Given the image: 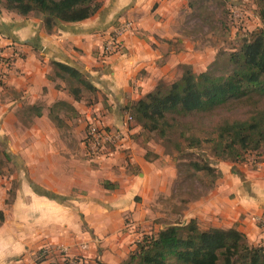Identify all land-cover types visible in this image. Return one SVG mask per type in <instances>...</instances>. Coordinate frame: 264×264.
Wrapping results in <instances>:
<instances>
[{
    "label": "crops",
    "instance_id": "0c3cea01",
    "mask_svg": "<svg viewBox=\"0 0 264 264\" xmlns=\"http://www.w3.org/2000/svg\"><path fill=\"white\" fill-rule=\"evenodd\" d=\"M98 1L102 5L90 17L57 21L51 31L45 29L41 15L22 16L0 7V44L6 47L5 62L0 63V144L10 160L18 164L23 160L29 168L11 202L7 182L0 178V264H18L26 247L43 243L82 251L87 247L84 228L99 236L117 232L121 224L113 223V215L137 210L133 197L143 190L151 197L155 181L163 175L167 179L165 167L145 160L146 143L135 138L140 127L130 128L123 114L125 105L151 91L157 80L168 82L179 74L181 65L192 64L194 69L205 60L183 41L180 10L185 1ZM124 18L133 21V30L121 37L118 50L104 53L109 31ZM173 41L180 46L174 47ZM54 61L77 67L105 96L104 102L83 112L66 86L51 78ZM57 102L61 103L54 106ZM64 108L85 113L87 123L90 118L101 121L127 136L113 153L90 156L94 164L90 165L81 160L82 153L88 155L86 134L79 150L59 136L62 126H57L53 115L64 125L62 114L68 113ZM25 109L33 113L27 125ZM219 169V190L216 186L206 200L211 226H234L249 241L264 243V225L256 219L264 212V159L253 167L224 164ZM100 177L116 182L119 189L109 192L98 187L92 192L88 181ZM75 190L79 193L71 196ZM122 237L116 233L113 240L104 241L116 249ZM93 238L87 236L90 248L98 241Z\"/></svg>",
    "mask_w": 264,
    "mask_h": 264
},
{
    "label": "trees",
    "instance_id": "16d2710c",
    "mask_svg": "<svg viewBox=\"0 0 264 264\" xmlns=\"http://www.w3.org/2000/svg\"><path fill=\"white\" fill-rule=\"evenodd\" d=\"M5 9L22 16L38 14L51 31L57 21L78 22L100 8L98 0H0ZM260 16L264 19V0H258ZM227 69L217 72L214 61L195 74L188 65L183 66L181 76L169 84L162 80L141 97L125 105L135 125L142 131L153 132L159 138H167L172 132L180 133L189 145L200 146L195 132L190 129L195 118L213 114L219 109H244L245 116L229 115L212 126V134L206 139L215 156L221 160L242 161L243 153L258 150L264 145V29L250 33L239 48L227 55ZM56 77H67L81 87L96 91L95 86L75 66L52 62ZM73 99H80V86L69 89ZM57 102L54 106L58 105ZM53 106V107H54ZM52 113V110H51ZM234 114V113H230ZM57 126L61 119L53 115ZM5 159L8 155L3 152ZM197 171L218 177L207 162H191ZM9 191V194H13ZM0 220L2 214L0 211ZM65 258L62 264L91 263L78 256ZM264 264V243L249 244L244 232L234 226L200 228L196 218L184 224H170L156 232L144 234L136 247L121 264Z\"/></svg>",
    "mask_w": 264,
    "mask_h": 264
},
{
    "label": "rangeland",
    "instance_id": "374dc122",
    "mask_svg": "<svg viewBox=\"0 0 264 264\" xmlns=\"http://www.w3.org/2000/svg\"><path fill=\"white\" fill-rule=\"evenodd\" d=\"M184 1L185 3H182L183 7L180 10V24L183 25V41L190 47L193 45V49L198 50L200 53L199 57L203 56L205 59L201 65L196 66L194 69H192V64H186L195 74L205 70L213 61L217 72L226 71L228 53L238 49L242 40L249 38L251 32L264 29V19L260 16L258 0ZM100 4L102 5L101 2ZM0 7H4L2 1H0ZM29 15L35 16L37 14ZM123 20L128 19H121L116 24ZM173 44L174 47L180 46L175 41H173ZM208 59L210 61L207 62ZM183 66L181 65L179 68V74L175 75L170 81L163 82L169 84L177 80L181 76L180 74H182ZM55 79L62 82L68 90L72 86H80V99L77 103L81 105L80 109L83 112L86 111L88 113L98 105L99 101L104 102L105 100V96H101L99 90L98 92L97 90L94 92L89 91L81 87L80 83L67 77H56ZM160 80H157L156 84ZM247 108H223L213 114L195 118V123L190 129V133L192 130L195 132L196 137L201 140L200 146L188 144V140L180 133L181 131H185L186 133L184 134L186 136L189 134L184 127L180 132H172L167 138L163 139L153 132L142 131L140 129V133L135 138L138 141L141 140V143H146L143 157L145 160L155 163L158 167H165L167 172L166 180L165 175H163L155 181L152 196L150 197L147 190H143L140 194L133 197L135 203L139 204L137 210L129 208L124 211L122 216L113 215V223L121 224V228L117 232L108 231L105 236H99L98 234L93 235L91 231L84 228L83 232L86 233L89 239L94 237L98 240L93 247L90 248L88 246L92 241L87 239V236L84 238V244L87 247L82 249V251L73 250L70 252L65 244H56L54 247H50L48 244L43 243L35 248L26 247L25 252L20 256L21 261L18 264H62L64 259L71 258L70 256H78L81 260L91 263L121 264L128 257L129 253L135 249L136 242L144 234L156 232L160 228L170 224H184L193 217L196 218L200 228L204 229L214 225V222L208 219L207 216L209 213L207 210L209 200H206L217 189L219 190L216 182L221 178L222 174L218 177L209 176L202 171L195 170L190 163L205 161L214 168L215 172H220L219 168L224 164L237 168V165L248 163L249 166L253 167L256 162L263 160L264 145L258 150H248L243 153L244 158L242 161H233L232 159L221 160L214 155L210 143L206 139L212 134V126L217 121L229 115L243 117L246 114L241 113H244ZM29 110L25 109L23 111L25 124L31 121V117L33 116V113ZM63 110L68 113L62 114L65 116L63 118H65L66 123L64 122L65 124L63 125L61 119L59 126H62V128L59 127V136L69 142L72 148L76 146V149L79 150V145L84 141V134H86V114L79 110V112L76 111L77 114H74L75 112L72 110L65 108ZM128 115H130L128 112L123 114L126 120ZM89 121L94 120L90 118ZM129 122L130 128L137 126L133 122V119L129 120ZM123 136H127V134L124 132ZM26 141H30V139L28 138ZM4 148L5 146L0 144V178H4L10 191L14 192L21 182L26 179V175H28L27 169L29 168L23 166V160L18 164L12 159H5L3 156ZM88 155L86 156L82 153L81 160L88 161L90 165H94L90 161V159L92 160L90 156L93 155ZM126 168L128 171L133 170L129 166ZM137 170L136 168L135 171ZM88 183L89 189L92 192H95L98 187L105 188L109 192L119 189L116 182H111L101 177L97 180H89ZM216 186L217 189L215 190ZM76 193L79 192L77 190L73 191L71 196H74ZM86 193L87 191L80 192L82 195ZM11 201L12 195L8 193V202ZM96 201L98 203L97 199ZM130 201L132 200L130 199ZM129 205L131 206L130 202ZM116 233H120V236L123 237L121 239L122 244H119L118 248L115 249L110 243H105L104 239L107 237L113 240ZM248 242L255 245L254 240H248ZM102 243L105 245H100ZM78 252L82 253L78 254ZM169 264L175 263L170 262Z\"/></svg>",
    "mask_w": 264,
    "mask_h": 264
},
{
    "label": "built area",
    "instance_id": "2783aa9c",
    "mask_svg": "<svg viewBox=\"0 0 264 264\" xmlns=\"http://www.w3.org/2000/svg\"><path fill=\"white\" fill-rule=\"evenodd\" d=\"M134 23L132 20H123L114 25L109 31L107 40L103 46L104 53L116 51L121 46V37L133 30ZM6 47L0 44V63L5 62ZM131 116H127V121L131 120ZM124 139L123 132L118 128H110L101 123V121H91L86 126V147L89 155H98L99 153H113L116 148L122 144ZM264 224V212L256 218Z\"/></svg>",
    "mask_w": 264,
    "mask_h": 264
}]
</instances>
